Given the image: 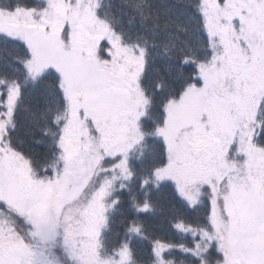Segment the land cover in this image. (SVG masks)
<instances>
[{"label": "snow or ice", "instance_id": "6c2138e0", "mask_svg": "<svg viewBox=\"0 0 264 264\" xmlns=\"http://www.w3.org/2000/svg\"><path fill=\"white\" fill-rule=\"evenodd\" d=\"M0 264H264V0H0Z\"/></svg>", "mask_w": 264, "mask_h": 264}]
</instances>
